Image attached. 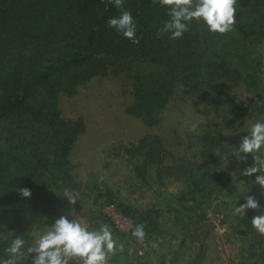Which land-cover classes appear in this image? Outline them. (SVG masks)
Segmentation results:
<instances>
[{
  "label": "trees",
  "instance_id": "obj_1",
  "mask_svg": "<svg viewBox=\"0 0 264 264\" xmlns=\"http://www.w3.org/2000/svg\"><path fill=\"white\" fill-rule=\"evenodd\" d=\"M123 8L136 22L139 44L107 26L110 18L121 14L109 0H0V127L5 131L6 124H12L8 139L18 138L15 145L0 143V231L8 201L20 196L19 189L29 188L30 200L46 207L52 203L51 186L74 187L68 156L82 126L60 117L58 96L73 94L78 81L106 74L109 58L163 66L158 74H137L134 102L127 110L147 125L158 121L160 109L180 90L179 85L184 94L201 100L218 88V97L235 108L231 94L224 90L228 84L254 87L264 81V52L257 47L264 42V0H239L233 32L213 34L202 21H193L181 39H172L170 32L158 35L170 20L168 9L159 3L125 0ZM255 99H264V94ZM212 101L217 105L218 98ZM258 108L264 113V107ZM194 138L200 144V165L208 170L187 176L179 199L188 203L182 204L184 209L196 213L208 205L215 189L229 184L230 171L220 166L224 147L218 133L203 129ZM163 151L161 141L150 134L124 150L142 156L135 167L141 181L149 166L162 162ZM165 169L169 176L173 174L174 167ZM13 207L20 219L23 208ZM123 207L134 229L144 224V242L151 244L159 231L161 210L155 205L143 210ZM102 219L110 221L106 216ZM16 223L9 236L0 235V259L7 256L5 249L17 236L25 239L26 247L33 244L34 237L28 233L35 226ZM128 240L139 243L132 232ZM249 251L264 260L261 235L255 236Z\"/></svg>",
  "mask_w": 264,
  "mask_h": 264
},
{
  "label": "rangeland",
  "instance_id": "obj_2",
  "mask_svg": "<svg viewBox=\"0 0 264 264\" xmlns=\"http://www.w3.org/2000/svg\"><path fill=\"white\" fill-rule=\"evenodd\" d=\"M257 47L264 52V42ZM162 67L109 58L106 74L78 81L73 94L58 96L60 117L82 126L68 156L74 185L68 190L78 192L79 201L70 205L63 196L66 188L61 185L51 186L52 203L46 207L37 206L21 195L13 198L8 201L10 206L6 208L1 236H9L16 222L24 228L35 226L28 233L34 237V244L56 218L66 215L69 219H78L89 230H98L102 224L110 226L114 238L125 245V251L117 252L109 264H173L170 257L185 256L188 259L181 264H264L261 255L253 256L249 251L258 234L251 226V218L259 212L249 209L244 218L234 215V209L245 203L246 195L256 197L264 210V190L254 183L257 174L242 175L243 169L253 164L251 156L247 163H240L232 155L241 138L250 134L251 125L264 120V113H259L255 103V96L264 94V81L254 87L228 84L224 90L231 94L235 108L218 97V88L201 100L184 94L185 88L179 85L180 90L160 109L158 121L147 125L127 110L134 102L137 74H158ZM214 97L218 98L217 105L212 101ZM193 124L195 131L191 130ZM10 127L14 126L6 124L5 131L0 127L3 147L18 141V138L8 139ZM203 129L221 136L224 152L220 166L230 171V182L222 190L215 189L202 212L193 213L184 209L183 205L188 203L179 197L186 190L187 176L208 170L200 165V144L194 138ZM145 134L156 136L164 151L162 162L149 166L145 181H141L135 167L141 164L142 156H130L124 150ZM166 166L174 167L172 175L167 174ZM101 176L102 181L98 179ZM13 204L23 208L20 219H16ZM125 205L139 210L155 205L161 210L159 231L151 244L128 240L134 227L124 212ZM104 216L110 221L102 219ZM29 221L30 225L26 223ZM194 254L196 258H192Z\"/></svg>",
  "mask_w": 264,
  "mask_h": 264
},
{
  "label": "clouds",
  "instance_id": "obj_3",
  "mask_svg": "<svg viewBox=\"0 0 264 264\" xmlns=\"http://www.w3.org/2000/svg\"><path fill=\"white\" fill-rule=\"evenodd\" d=\"M109 3H113L121 14L110 18L107 26L133 44H139L136 22L131 12L123 8L125 0H109ZM152 3H159L168 9L170 20L158 30V35L170 32L172 39H181L193 21H202L210 33L219 35L233 32L237 24L239 0H152ZM255 103L257 107H264V99H257ZM191 130H196L195 124ZM232 155L240 163H247L251 156L253 164L244 168L242 175L250 177L257 174L254 183L264 190V120L251 125L250 134L241 138ZM52 158L49 156V159ZM98 179L102 181L104 177ZM19 193L24 198L32 195L27 187L19 189ZM79 195L68 189L63 193L73 206L79 201ZM244 200L245 203L234 209V215L244 218L249 209L259 212L251 218V226L259 235L264 236V210L253 195H246ZM132 236L141 244L144 243L147 233L143 223L135 226ZM124 251L125 245L118 243L109 225L102 224L98 230H89L78 219L60 215L34 244L26 247L25 239L20 236L14 238L5 249L7 256L0 259V264H26L29 259L31 264H109L117 252Z\"/></svg>",
  "mask_w": 264,
  "mask_h": 264
},
{
  "label": "crops",
  "instance_id": "obj_4",
  "mask_svg": "<svg viewBox=\"0 0 264 264\" xmlns=\"http://www.w3.org/2000/svg\"><path fill=\"white\" fill-rule=\"evenodd\" d=\"M177 247H179V245ZM203 253H204V250L201 249L199 251V254L202 255ZM196 255L197 254H194V256H192V258H194V257L196 258ZM169 259L172 261L173 264H181L183 261H187L188 257L187 256L177 257L176 259H173L172 257H170Z\"/></svg>",
  "mask_w": 264,
  "mask_h": 264
}]
</instances>
